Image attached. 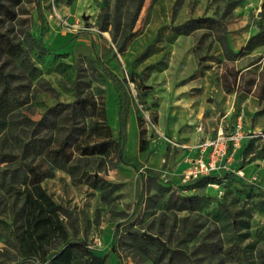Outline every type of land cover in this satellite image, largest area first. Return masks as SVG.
<instances>
[{
    "label": "rangeland",
    "instance_id": "rangeland-1",
    "mask_svg": "<svg viewBox=\"0 0 264 264\" xmlns=\"http://www.w3.org/2000/svg\"><path fill=\"white\" fill-rule=\"evenodd\" d=\"M41 1L46 53L36 44L38 0H0V45L11 41L24 50L0 53V69L14 74L10 87L18 98L0 109V154L15 155L0 159V264H32L14 239L24 221L26 163L51 169L41 184L63 206L71 243L92 248L106 264H262L264 0H144L123 50L130 0L120 9L118 0ZM200 16L223 18L232 48L242 53L228 59L209 28L190 34L172 28ZM99 61L125 80L128 95ZM89 93L101 115H79L76 130L62 119L65 110L48 112ZM123 98L129 117L118 153ZM45 115L36 136L49 147L74 131L67 149L73 173L52 167L43 154H23L22 142ZM239 123L248 135L239 146L229 143L228 168L214 180L186 178L199 142L220 130L234 133ZM108 137L110 154H82L84 145Z\"/></svg>",
    "mask_w": 264,
    "mask_h": 264
},
{
    "label": "trees",
    "instance_id": "trees-1",
    "mask_svg": "<svg viewBox=\"0 0 264 264\" xmlns=\"http://www.w3.org/2000/svg\"><path fill=\"white\" fill-rule=\"evenodd\" d=\"M125 2L126 0H118V8L120 9V6L124 5ZM130 3L133 7L132 23L128 26L130 32L128 34L125 32V35L119 44L120 50H123L126 47L128 40L133 35V23L140 14L144 0H130ZM228 6V8L234 7L232 3H229ZM37 11L42 29L39 38L36 40V44L41 53H46L47 51H50V48L47 47L44 42L48 31V19L41 0H38L37 2ZM115 19L118 20L117 28H119L121 19L120 17ZM203 27L211 29L228 59H234L242 53V50L235 51L232 48L227 36V24L221 17H194L172 26L173 30L179 34H190L191 32ZM260 35L261 32L252 35L243 50L245 48L252 47L254 45V39L259 38ZM262 42L263 40H259L257 43L260 44ZM9 48L14 50L15 53L20 51L23 53L24 51L21 45L9 41L5 42V45L3 46L0 45V53L5 51V49L11 50ZM99 62L102 65L106 76L112 80L118 91L122 94L128 95V88L124 83L125 80L115 73L104 61ZM13 76V73H4L0 69V85L2 86V90L0 92V109L8 102L18 99L10 87ZM6 94H9L10 96L6 98ZM64 110L65 112L62 115V119L67 123H73V130H76L74 124L76 123L79 115L83 117L101 115V108L98 107V102L92 93L84 96L78 95L72 102H58L51 106L48 109V112H54L60 115ZM128 117L129 109L127 108L123 98V103L121 104V110L119 113L120 136L114 146L118 153L121 152L124 147L125 136L124 134L122 135V131L126 132L127 130ZM25 119L27 121L31 120L28 116H26ZM45 120L46 115L36 123L33 136L29 140L22 142L23 154H43L52 167L58 166L73 173L74 168L71 164H69L72 154L71 152H67V149L76 139L74 137V131L70 129L61 143L49 147L48 144L43 143L45 138L36 136L38 127L44 123ZM96 125L92 127V130L103 133L100 132V126L98 127ZM109 139L112 138L108 137L100 140L94 139L91 143L83 146L82 154H110ZM0 155L1 160H5V157L8 156H15L11 153L3 152H1ZM31 164L32 163H26L28 171H23V175L26 178L25 188L23 191L24 201L22 206V210L24 211V221L20 224V226H17L14 232V239L18 253L24 260H31L32 264H106L105 256L95 253L92 248L85 247L80 249L75 244L71 243L68 229L61 217L62 210L64 209L63 206L57 203L41 184L44 176L52 174L51 169H39L41 164ZM20 167L22 168L23 166L20 165ZM91 178H93L92 185L94 186L97 179L93 176H91ZM210 178L214 180L216 177L213 175L205 176L203 179L209 180ZM65 212L70 214L66 209ZM116 237L117 234L114 238L115 241L113 248H116ZM145 238L155 241L152 236ZM261 263L264 264V253H262Z\"/></svg>",
    "mask_w": 264,
    "mask_h": 264
},
{
    "label": "built area",
    "instance_id": "built-area-1",
    "mask_svg": "<svg viewBox=\"0 0 264 264\" xmlns=\"http://www.w3.org/2000/svg\"><path fill=\"white\" fill-rule=\"evenodd\" d=\"M242 124H238V130L234 133L225 134L223 130L212 138H207L197 145L200 156L193 161V164L186 171V178L217 175L229 166L230 156L229 143L239 146L248 135L241 130ZM264 136V133H263Z\"/></svg>",
    "mask_w": 264,
    "mask_h": 264
},
{
    "label": "water",
    "instance_id": "water-1",
    "mask_svg": "<svg viewBox=\"0 0 264 264\" xmlns=\"http://www.w3.org/2000/svg\"><path fill=\"white\" fill-rule=\"evenodd\" d=\"M102 6H103V4H102Z\"/></svg>",
    "mask_w": 264,
    "mask_h": 264
}]
</instances>
